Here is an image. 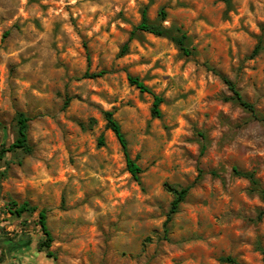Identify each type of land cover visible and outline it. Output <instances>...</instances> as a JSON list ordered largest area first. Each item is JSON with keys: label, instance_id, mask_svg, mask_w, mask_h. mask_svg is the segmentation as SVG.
<instances>
[{"label": "rangeland", "instance_id": "1", "mask_svg": "<svg viewBox=\"0 0 264 264\" xmlns=\"http://www.w3.org/2000/svg\"><path fill=\"white\" fill-rule=\"evenodd\" d=\"M162 8V24L181 27L194 54L136 30L144 10L160 21ZM226 9L222 0H0V148L16 139L19 111L33 147L0 161V264H264V198L233 171H253L264 189V48L251 55L264 46V0ZM107 111L143 169L138 180ZM167 185L191 188L165 226ZM13 201L38 210L16 217ZM41 209L53 256L41 246Z\"/></svg>", "mask_w": 264, "mask_h": 264}, {"label": "trees", "instance_id": "2", "mask_svg": "<svg viewBox=\"0 0 264 264\" xmlns=\"http://www.w3.org/2000/svg\"><path fill=\"white\" fill-rule=\"evenodd\" d=\"M225 2L227 9L226 12L232 9V0H222ZM167 17V13L164 8L160 11V21H151L147 15V11H143V16L141 22L137 25L136 30L146 31L153 33L155 35L167 37L169 40H171L173 43H175L180 50L183 52L184 55H192L194 54V49L189 47L188 44V35L187 33L178 26H171L166 27L162 24V21L165 20ZM127 45L123 47V51L126 50ZM264 46L262 44V41H260L254 50L252 51V56L258 55L262 50ZM208 68L212 70L215 74L220 75V77L223 79V81L228 85L229 89L234 94V99H237L243 107L248 109L249 111L253 112L256 115V109L254 104L251 102H248L243 99L241 93L237 89L236 83L233 82L228 76L220 73L216 68L209 66L207 64ZM88 75V74H87ZM100 75V74H92L91 76ZM129 81L131 85L136 86L140 89L141 92H150V88L145 84V82L139 78L138 76H129ZM163 102L162 96L156 95L153 102V108H152V114L155 117L161 116V110L160 105ZM106 119H107V128L111 129L118 141L120 142L122 149L126 156V163H127V169L128 171L133 175L135 179H139L140 174L142 173L143 169L141 166L137 163V158H132L130 156L129 150H128V140L122 130L121 124L119 121L116 120L114 117V114L112 111L106 112ZM264 119V118H262ZM29 121L30 117L27 115L24 111H19L17 114V136L13 143L10 145H2L0 148V161L3 160L8 152L11 151H17L22 150L27 153H31L33 151V147L29 142ZM105 144L104 136L101 135L98 140V146H103ZM234 174L238 176H243L248 178L256 190H258L261 194V196L264 198V189L261 187L258 179L255 177V174L253 171H242L239 170L237 167L233 168ZM212 174L216 175V171H212ZM191 188V185L186 187H176L172 185H167V189L174 194V199L172 200L171 207L165 222V226L168 225V223L172 220V217L175 213L178 212L179 207L181 203L185 200L187 197L189 190ZM38 210V207L36 205H32L29 201H24L22 203H18L16 201H13L10 206V212L16 216V217H22L25 213L32 214ZM264 217V209L261 210L258 214V218L261 219ZM48 214L46 209H41L39 211V223L41 225V230L45 235V239L41 241V246L47 249V254L49 256H53L54 254L49 250V248L52 245V241L54 240V237L52 235V232L50 231L48 227ZM224 262L229 263H237L236 259L232 257H223L221 258Z\"/></svg>", "mask_w": 264, "mask_h": 264}]
</instances>
